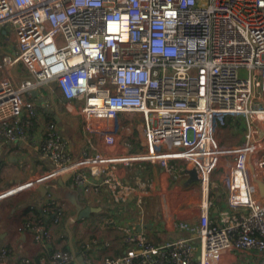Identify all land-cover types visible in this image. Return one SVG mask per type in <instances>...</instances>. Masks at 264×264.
<instances>
[{"label": "built area", "instance_id": "1", "mask_svg": "<svg viewBox=\"0 0 264 264\" xmlns=\"http://www.w3.org/2000/svg\"><path fill=\"white\" fill-rule=\"evenodd\" d=\"M0 32L13 48L0 57V143L36 147L49 163L1 189L0 201L68 175L77 196L99 201L105 193L116 204L134 197L140 205L149 182L126 170L141 162L195 169L199 184L198 201L183 209L194 224L180 223L192 235L154 245L132 233L133 247L99 260L94 237L78 250L48 249L19 264L79 257L83 264H229L222 259L229 252H253L264 264V0H0ZM16 64L29 74L17 83L9 75ZM40 88L69 104L64 110L82 130L80 151H71L57 121L35 120ZM127 112L141 117L137 152L116 139ZM233 116L243 118V139L222 145L217 128ZM48 210L50 221L18 228L45 248L64 213L54 202ZM9 257L1 248L0 264H12Z\"/></svg>", "mask_w": 264, "mask_h": 264}, {"label": "crops", "instance_id": "2", "mask_svg": "<svg viewBox=\"0 0 264 264\" xmlns=\"http://www.w3.org/2000/svg\"><path fill=\"white\" fill-rule=\"evenodd\" d=\"M3 49L6 51L5 53L13 54V48L9 46L8 42H6V44L3 46ZM13 69L14 66L9 69V72ZM20 79H18L17 82ZM13 82L15 81L13 80ZM37 101L41 103V113H39V115L37 116L38 118H36L37 121L41 120L38 121L39 124H42L43 121L46 120L45 112L55 113L56 109H58L60 114L69 117V119H74L78 123V120L76 118L66 114L64 109L69 107V104H66L58 94L50 93L46 88H40L37 92ZM135 117H139V121H129L126 123H122V121L119 119L121 128L116 134L132 137L131 133H133L132 131H134L137 141L140 142V138L142 137V122L139 115L136 114ZM55 118L62 130V116L60 118L58 115H55ZM63 135L69 141L71 151L78 152L84 147L85 144L82 136H76L74 139H72L65 133H63ZM2 148L8 150L12 148L23 149V151L18 154L16 159H23L25 162H28V164L32 165L33 170H31L28 174H32L42 170V168L40 167L46 169L49 167V163L47 161H44L38 157L36 147L30 148L25 145L18 147L8 144L2 145L0 143V151H2ZM6 171L7 170L3 171V175L6 174ZM148 171H152V174ZM163 173H165V175L167 176H163ZM126 174L130 179L149 182L150 188L147 190L146 196L145 198H143V202L140 205L136 204L134 197H129L127 201L121 204L113 203L105 193L100 195L99 201H96V196L94 194H90L87 195L88 197L76 196L77 201L75 202L78 211L89 208L87 214L79 217L78 219L82 220L90 214L92 215L103 213L104 211V213H107L108 216L116 218L115 220H117L118 217H122L124 221L107 219L104 223L101 224L104 229H98L95 233H88L84 238L81 239H73L72 235L69 234V231L67 229H65V232L63 233H57V225L53 224L51 225L52 241L49 246L45 248L34 240L32 232L28 230L22 231L18 229L20 224L24 221L42 223L37 220L40 217L44 218L46 216V213L43 212L45 208H43L42 212H36V218L30 217L22 219L19 221V224H16L14 221H9L7 225H9L10 230L3 232V234L0 235V249L8 248V250L10 251L9 261L12 264H19L21 259L25 257H31L34 260H37L40 256L46 254L48 249L78 250V246L82 240H89L96 237L99 240V245L98 247L96 246L95 248H93L92 256L95 259L99 260L103 256H117L125 252L128 248L133 247V243L126 242V237L132 233L141 232L146 237V239L154 245L163 244L176 237L192 235V232H190L186 228L181 227L180 223L186 222L190 226L194 224L193 219L185 218V216L183 215V209H188L193 203L198 201L199 184L197 181L189 185H185V182L188 178V174H186L185 171L183 174L184 183L182 184V186L170 187L168 184L170 176L169 172L162 171L157 166L142 162L133 164L126 170ZM3 175L0 174V180L3 178ZM6 177L7 176L5 175V178ZM6 179L7 181L4 185H7L14 180H18L13 177H7ZM55 185L62 190H64L65 188L72 191L69 188V182L67 180L63 183V185H59L57 182L55 183ZM28 191L36 192L38 197L41 199L44 195H46V193L41 194L38 190ZM170 192H172L173 195L179 197L177 198L178 200L180 199L176 202L177 204H179L178 206H176V208L175 206L167 204V201H169V199L168 196L164 194H170ZM190 196H192L193 198H191ZM148 204H154L157 207L158 215L149 214L146 212L145 208H141L142 205L148 206ZM133 207H138L136 210V215H133ZM38 213L40 214V216ZM214 215L215 212L213 211L211 213L212 220H214ZM155 219H157L158 221ZM137 225L141 226V230L137 229ZM15 227H17V230ZM222 259L224 262L231 260L229 264H255L256 262V256L253 252L246 254L229 252L227 254H224ZM73 264L83 263L81 262V260L77 259V261H75Z\"/></svg>", "mask_w": 264, "mask_h": 264}, {"label": "rangeland", "instance_id": "3", "mask_svg": "<svg viewBox=\"0 0 264 264\" xmlns=\"http://www.w3.org/2000/svg\"><path fill=\"white\" fill-rule=\"evenodd\" d=\"M4 34V32H1L0 34V57L2 55L8 54L5 53L6 51L3 49V46L6 44V42H8L7 37ZM9 75L12 80L17 82L18 79L26 76L27 73H25V71L21 69L20 64H16L14 65V69L10 70ZM135 116L136 114L134 112H127L125 114L121 113L119 114V119L122 121V123H126L129 121H139V117ZM61 125V127H63L61 130L62 133H65L72 139H74L76 136H82L81 127L74 119H69V117H66L62 114ZM244 131L245 128L243 124V118L241 116H233L227 118L224 124L219 125L216 132V138L222 145H232L238 143L243 139ZM132 132V137L116 134V139L119 146H124L131 152H137L140 151V144L136 139L135 132ZM21 151H23V149L16 148H12L10 150L2 148V151H0V174L3 175V171L7 170L6 174H4L3 178L0 180V190L6 188L11 183L10 182L9 184L4 185L6 184L7 177L18 179L12 182L23 181L29 178L31 175L42 174V172L46 171V168L40 167L42 168V170L32 174H28L31 170H33L32 165L28 164V162H25L23 159H16ZM179 168H176L175 171L171 170L169 172L170 176L168 184L170 187L182 186V184L184 183V172H182L183 170ZM148 172L152 174V171ZM5 175L7 176L6 178ZM163 176L167 175L163 173ZM46 188L47 193L42 197V199L39 198L37 193L34 191H24L16 196L5 198L0 201V235H2L3 232L10 230L9 225H7L9 221H14L16 224H19V221L22 219L30 217L36 218V212H42V209L47 207L51 202L62 204L65 210L64 214H62L61 220L55 224L57 225L56 232L63 233L65 232V229H67L69 231V234L72 235L73 239H81L84 238L88 233H95L98 229H104L101 224L104 223L105 220L116 219L108 216L107 213H104V211L103 213L92 215L90 214L82 220L78 219L81 210L78 211V208H76L75 202L77 201V194L65 188L64 190H62L58 188L55 183H50ZM164 195L168 196L169 201H167V204L175 206V208L179 205L176 203L180 200L177 199L179 197L173 195L172 192H170V194ZM190 197L193 198L192 196ZM133 208V215H136V210L138 207ZM141 208H145L146 212L149 214L158 215L157 207L154 204H148V206L142 205ZM70 218L75 219V222L69 223ZM120 220L124 221L122 217H118V219L115 221ZM15 228L17 230V227Z\"/></svg>", "mask_w": 264, "mask_h": 264}, {"label": "water", "instance_id": "4", "mask_svg": "<svg viewBox=\"0 0 264 264\" xmlns=\"http://www.w3.org/2000/svg\"><path fill=\"white\" fill-rule=\"evenodd\" d=\"M35 93H36L35 90H33V91L31 92V94H32L33 96H35ZM187 174H188V178H187V180H186V182H185V185H189V184H191V183H194V182L196 181V170H195V169L188 170V171H187ZM67 178H68V175H64V176H62L61 178H58V179L56 180V182H57L59 185H63V183L67 180ZM258 185H259V188H260L261 192L264 193V183H263V182H258ZM38 191H39L41 194H45V193H47V188H46V186L41 185V186L38 188ZM88 209H89V208H88ZM88 209H87V208L82 209V210L80 211L79 217H82V216L86 215L87 212L89 211ZM91 210H94V209H91ZM137 229H138V230H141V226H138V225H137ZM78 259L81 260V257H79Z\"/></svg>", "mask_w": 264, "mask_h": 264}, {"label": "trees", "instance_id": "5", "mask_svg": "<svg viewBox=\"0 0 264 264\" xmlns=\"http://www.w3.org/2000/svg\"><path fill=\"white\" fill-rule=\"evenodd\" d=\"M0 34H1V32H0ZM21 69H23L24 71H25V73H27V75L26 76H24L23 78H26V77H28L29 76V74H28V71L25 69V67H23V66H21ZM31 99H33L34 97H33V95H30L29 96ZM39 113H41V109H40V107H39V109H38V113H36L35 114V120L37 121V119L36 118H38L37 116L39 115ZM45 115H46V120H54V121H56V118H55V115H58L60 118H61V116H62V114H60V112L58 111V109H56L55 110V113H51V112H45ZM38 122V121H37ZM104 194V193H103ZM52 213H53V211L52 210H48V212L46 213V216L43 218V217H40V218H38V220L37 221H40V222H47V221H50L51 220V218H52ZM64 214V213H63Z\"/></svg>", "mask_w": 264, "mask_h": 264}]
</instances>
